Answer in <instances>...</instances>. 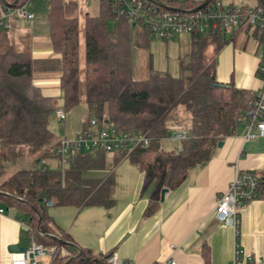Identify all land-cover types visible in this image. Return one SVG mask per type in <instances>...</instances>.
I'll return each instance as SVG.
<instances>
[{
    "label": "trees",
    "instance_id": "obj_1",
    "mask_svg": "<svg viewBox=\"0 0 264 264\" xmlns=\"http://www.w3.org/2000/svg\"><path fill=\"white\" fill-rule=\"evenodd\" d=\"M1 1L22 4L26 0ZM98 2L97 15L86 13L83 24L87 113L120 130L147 132L150 137L147 147H136L129 154L122 151L143 172L141 194L148 195L144 213L148 216L157 208L162 189L179 186L191 168L210 160L219 141L234 133L235 118L250 108L254 94L216 81L215 57L237 37L236 33L226 37L219 30L189 34L187 61L180 59L181 75L173 77L150 66L148 78L136 80L130 25L141 29L137 35L141 34L143 41L151 32L117 16L113 0ZM165 2L170 7L182 6ZM76 7L73 0H47L49 38L58 58H33L29 45L17 46L9 40L7 30H0V203L18 211L19 219L32 229L35 242L66 249L67 254L58 252L51 264H111V252L96 253L78 246L63 232L55 233L47 213L46 201L55 206L103 205L109 201L108 182L85 181L81 175L91 160L78 157L64 176L59 170L27 168L23 163L27 155L39 153L35 162L54 154L49 147L53 132L48 122L58 101L42 94L34 84L35 74L58 71L62 108L68 111L79 103L80 25ZM139 40L137 37V45ZM180 109L188 117V136L181 140V148L165 150L161 140L168 134L167 120ZM263 185L264 177L260 178L257 197Z\"/></svg>",
    "mask_w": 264,
    "mask_h": 264
},
{
    "label": "crops",
    "instance_id": "obj_2",
    "mask_svg": "<svg viewBox=\"0 0 264 264\" xmlns=\"http://www.w3.org/2000/svg\"><path fill=\"white\" fill-rule=\"evenodd\" d=\"M77 7L75 15L78 17ZM20 21L13 20L11 29L7 31L8 38L19 47L29 45L33 58L59 57L50 42L48 24L47 35L39 36L42 30L38 24L34 22L27 26ZM130 26L132 43L138 48H146L153 34L143 41V36L137 35L141 29ZM137 37L140 39L138 45ZM186 37L189 42V35ZM235 40L226 44L215 57L216 81L253 91L261 86L257 75L258 58L245 47L243 50L236 48ZM59 75L56 70L44 71L36 73L33 80L43 95L56 97L58 102L62 101ZM176 113L172 112L167 121L171 127L174 126L169 143L174 149H179L181 146L172 142L182 140L176 134L184 132V138L188 134L187 123H178ZM80 118L78 123L66 115L65 123L69 121L71 129H64L63 138H72L85 124L88 113ZM244 133L242 124L235 127L232 135L221 140V146L217 144L210 160L191 168L186 179L176 188L168 190L148 216L144 215L149 203L148 195L141 194L143 172L121 150L80 151L71 157L64 172H61L60 161L54 151L46 158L54 166L43 165L42 169L59 170L64 176L78 157H88L91 166L83 170V179L108 182L111 189L110 199L103 205H47L50 227L55 233L67 234L78 246L101 254L115 253L127 264H258L256 262L264 258V185L258 197L241 205L240 222L236 228L218 221L214 215L217 198L228 188L237 172L261 171L264 177V135L245 141ZM165 140L167 136L162 138L161 143ZM58 142L59 139L49 147L55 150L54 144ZM38 154L27 155V163L33 165V159ZM23 163L25 166L26 162ZM5 178L2 177V180ZM0 208L4 210L0 213V264H9L12 253L26 247L28 238L18 211L2 203ZM237 250L241 251L238 260L235 258ZM64 251L66 255V249ZM248 257L252 261L249 262ZM52 258L45 255L38 260L40 264H51Z\"/></svg>",
    "mask_w": 264,
    "mask_h": 264
},
{
    "label": "built area",
    "instance_id": "obj_3",
    "mask_svg": "<svg viewBox=\"0 0 264 264\" xmlns=\"http://www.w3.org/2000/svg\"><path fill=\"white\" fill-rule=\"evenodd\" d=\"M28 1L22 4H4L0 0V30H10L13 20L31 21L33 12L28 8ZM182 4L179 7L166 5L165 0H113L114 11L119 17L125 18L130 24H140L151 34L172 40L191 33L206 34L219 30L226 37L233 33L244 34L247 41H252L261 47L258 58L257 75L261 86L253 90L250 108L238 115L235 120L244 125L245 141L255 136L264 135V0H253V3L234 2L229 0H168ZM198 3L197 6L194 4ZM55 114L61 124L65 123L66 113L57 107ZM183 139L184 132L176 134ZM150 137L147 132H126L116 128L113 123L90 116L83 127L72 138H62L55 147L60 161L61 172L71 157L80 151L98 150L111 152L125 151L129 154L136 147H147ZM260 178L252 171H239L228 188L217 198L214 208L215 218L227 225L238 226L239 209L243 202L255 199L258 194ZM46 205H51L46 201ZM4 210L0 208V213ZM27 233L28 243L22 250L11 255L9 264H40L39 257L49 255L54 257L58 252L64 254V249L58 250L54 245H44L35 242L32 229L23 222ZM241 251L237 250L238 260ZM250 262L252 259L247 258ZM111 264H127L120 260L115 253L108 257ZM255 262V261H254ZM256 263L264 264V258ZM173 264V262H171Z\"/></svg>",
    "mask_w": 264,
    "mask_h": 264
},
{
    "label": "rangeland",
    "instance_id": "obj_4",
    "mask_svg": "<svg viewBox=\"0 0 264 264\" xmlns=\"http://www.w3.org/2000/svg\"><path fill=\"white\" fill-rule=\"evenodd\" d=\"M78 4L77 7V14L79 17V25H80V31H79V71H80V99L79 103L72 108L71 110L65 111L66 115L69 119H73L76 122L80 117H85L87 113V107L85 102V94H84V37H83V17L84 15L89 12L91 14L97 13L98 9V1L97 0H88V3H86V0H75ZM225 2H228L229 0H224ZM234 2H248L253 3V0H233ZM28 8L33 12V19L31 21H20L22 23H25V25L30 26L31 23H36L40 26L42 33H39V36L45 34L47 35V22H46V14H47V0H29L28 1ZM21 23V24H22ZM24 25V24H23ZM40 30V31H41ZM48 37V36H47ZM10 41H13L9 38ZM14 42V41H13ZM245 42V36L244 34H239L236 37L235 40V47L240 48L243 50V47L246 51H249L251 53H254L257 58H259L261 47L255 46V44L250 40L247 44ZM245 46H244V45ZM18 46V45H17ZM189 52V42L188 39L185 36H183L181 39L176 37L174 40H165L163 38H159L155 35H152L150 37V40L148 41V45L146 48H138L134 43L131 44V64H132V70L134 77L138 80H145L147 73H149L150 66L155 71H162L166 72L168 75L176 77L181 75L180 70V59H183L186 63L187 61V54ZM259 78V77H258ZM260 80V79H259ZM261 82V81H260ZM59 106L62 108V101L59 100ZM177 116V122L180 124H186L187 122V114L182 109L176 111ZM178 114V115H177ZM242 123H237L236 127H240ZM243 125V124H242ZM167 126L169 129L167 134V140L162 142V146L164 149H174V146L170 144L171 142V130L174 129V126L169 124L167 121ZM244 126V125H243ZM67 127L68 130L71 129L70 123H64L61 124L57 117L55 112L52 114V116L49 119L48 122V128L53 132V137L51 140L52 144L53 142L57 141L58 139H62L64 137V129ZM79 131V130H78ZM255 139V137L252 138V140ZM173 144L181 146V140L175 139L172 141ZM27 159V158H26ZM25 163V167L29 166V159ZM43 165L47 166H54V164H51V162L48 159V162L46 158L44 159H38L33 163L32 166L29 167H41ZM19 167V166H18ZM21 167H24L23 165ZM28 168V167H27ZM16 169H13L12 171H9L6 175L3 176V178L7 177L8 175L12 174ZM259 178H262V172L255 171L254 172ZM2 180V178H1Z\"/></svg>",
    "mask_w": 264,
    "mask_h": 264
},
{
    "label": "water",
    "instance_id": "obj_5",
    "mask_svg": "<svg viewBox=\"0 0 264 264\" xmlns=\"http://www.w3.org/2000/svg\"><path fill=\"white\" fill-rule=\"evenodd\" d=\"M207 1H208V0H205L204 4H206ZM106 121H108V120H106ZM221 144H222V141H219V142H218V146H221ZM167 191H168V189H166V188H164V189L161 190V197H160V200H163L164 195H165V193H166ZM42 207H43V206H42ZM22 249H23V248H20V250H22Z\"/></svg>",
    "mask_w": 264,
    "mask_h": 264
}]
</instances>
